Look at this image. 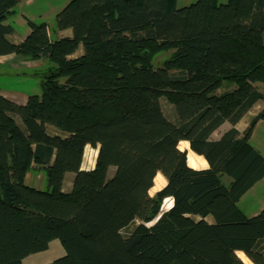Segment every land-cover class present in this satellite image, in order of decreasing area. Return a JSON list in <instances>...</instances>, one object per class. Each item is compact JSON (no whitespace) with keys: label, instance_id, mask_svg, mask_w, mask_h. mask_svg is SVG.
I'll use <instances>...</instances> for the list:
<instances>
[{"label":"trees","instance_id":"16d2710c","mask_svg":"<svg viewBox=\"0 0 264 264\" xmlns=\"http://www.w3.org/2000/svg\"><path fill=\"white\" fill-rule=\"evenodd\" d=\"M178 1L73 0L14 45L5 22L18 1L0 0V56L48 63L26 105L0 95V264L53 242L64 250L54 264H246L239 253L264 264V210L248 218L239 207L264 179L250 144L264 108L235 129L264 102V0ZM225 123L232 129L212 140ZM181 142L208 168H191ZM87 145L99 146L91 171L81 170ZM28 173L44 175L43 191L25 186ZM159 174L166 184L151 196Z\"/></svg>","mask_w":264,"mask_h":264},{"label":"crops","instance_id":"0c3cea01","mask_svg":"<svg viewBox=\"0 0 264 264\" xmlns=\"http://www.w3.org/2000/svg\"><path fill=\"white\" fill-rule=\"evenodd\" d=\"M17 1H18V5L15 9L16 11L15 15L5 22L6 26H10L13 28V32L7 35L6 38L11 44L14 45L21 44L31 35L32 33L31 25H39L42 23L48 24L53 22L54 19L73 0H17ZM225 1L226 0H223V2ZM72 35H73L72 30L68 29V30L60 31L58 33V38L59 39L71 38ZM81 49L82 48L80 46L78 52ZM37 62L39 61L33 62L24 58L18 59L14 55L0 56L1 68L5 66V70L7 71V73L5 74H8L13 78H17L18 76H21L23 74L24 71L22 72L20 70L22 69L23 66L26 68V70H29L28 68L30 69L33 68L34 64H36ZM9 67H11V69H13L14 71L11 72V70H9ZM25 74H30V73L25 71ZM15 80L16 79H14V81ZM18 83L22 85V82L19 80ZM15 89H13V87L9 88L7 86H2V88H0V95L18 105H26L30 96H27L23 100H20L21 97L20 95H25V94L24 93L22 94L21 92H15L14 91ZM260 102L262 101L256 103L248 111V113L235 125V129H237L241 134H243V132L248 128L252 119L264 108V103H263L260 105L258 109H255L257 104H259ZM230 129H232V126L228 123H225L211 136V139L219 140ZM250 144L254 148V150H256L264 157V121H260L256 124L250 139ZM98 152H99V146L94 148L90 145H87L85 147L81 170L91 171L95 168ZM191 168L206 169L208 168V165L204 163L203 167H191ZM112 170L113 168L110 169L109 172L112 173ZM10 179L12 183H18L19 181L18 172L13 167H10ZM74 179H75L74 174L72 173L66 174L62 187L63 193L67 194L72 191ZM24 184L29 188L41 192L45 187V177L42 174L36 175L33 173H28L24 179ZM239 207L242 210V212L245 214V216L248 218H253L264 210V179L258 182L256 185H254L242 197V199L239 202ZM52 249L55 250L57 256H53L52 258H49V260H47V254H49ZM63 256H64V250L62 249L61 245L58 242H53L46 252L33 255L27 258L23 264H49V263L54 264L56 260L62 258Z\"/></svg>","mask_w":264,"mask_h":264},{"label":"rangeland","instance_id":"374dc122","mask_svg":"<svg viewBox=\"0 0 264 264\" xmlns=\"http://www.w3.org/2000/svg\"><path fill=\"white\" fill-rule=\"evenodd\" d=\"M195 2H196V0H179L178 1V3H179L178 7L184 8V7L190 6L191 4H194ZM81 48L82 49L79 50V52L77 51L70 58H77V57L81 56L83 53H85V49H83L84 48L83 45H81ZM170 54L171 53L168 52V53H161L160 55H158L154 60V63H153L154 66L156 68L161 66L162 63L170 56ZM16 57L18 59L22 58V57H18V56H16ZM7 66H10V65H7ZM47 66H48V63L44 60L37 62L36 64H34L33 68H31V69L28 68L29 70H26V68L23 66L22 69H20V70L22 72L23 71L24 72L21 76H18L17 78H13V77L9 76L8 74H5V73H7V71L5 70V66L2 68L0 66V88H2V86H7L9 88L13 87V89L16 88L14 90L15 92H21L22 94L23 93L25 94V95H20L21 96L20 100H23L27 96H31L34 94H41L40 79L38 78L37 74L45 71ZM9 70H11V72L14 71L13 69H11V67H9ZM25 71L29 72L30 74H25ZM20 72H18V73H20ZM14 79H16V80L14 81ZM18 80L22 82V85L20 83H18ZM259 90L262 93H264V86L259 85ZM263 103L264 102L262 101L259 104H257L255 109H258L260 107V105ZM161 106H162V111H163L164 115L167 116L170 121L175 122L176 121V114H175L173 106L169 105L164 98L161 99ZM47 130H48V133L50 135L64 136L63 133H61L60 131H58L57 129H55L53 127H48ZM183 144H184V142H182L179 145V149L181 151L186 150V147L183 146ZM203 165H204V161L199 163L197 167H203ZM114 173H115V169L112 170V173L109 172L108 173L109 178H111L113 176L112 174H114ZM165 184H166L165 178L161 174H159L155 179L154 187L150 191V195L154 196L158 191H160L165 186ZM170 204H171L170 201H167L166 203L164 201L163 206H162V211H167L169 209L168 207ZM209 219L211 220V218H209ZM238 255L241 259L243 258L245 260L244 262L246 264H253L244 254L239 253ZM53 256H57L54 249H52L51 252L49 254H47V260H49V258H52Z\"/></svg>","mask_w":264,"mask_h":264},{"label":"bare ground","instance_id":"6f19581e","mask_svg":"<svg viewBox=\"0 0 264 264\" xmlns=\"http://www.w3.org/2000/svg\"><path fill=\"white\" fill-rule=\"evenodd\" d=\"M182 143V142H181ZM180 143V144H181ZM183 146H185L186 147V152H187V162H188V165L190 166V167H197L198 166V164L199 163H201L202 161H203V158H199L195 153H193L192 151H191V149L189 148V144L187 143V142H184V144H183ZM205 161V160H204ZM206 165H208L207 164V162L205 161L204 162ZM167 201H170L171 202V204L169 205V207L168 208H170L171 206H172V201L170 200V199H166L165 200V203L167 202ZM241 254H243V253H241ZM245 258V257H244ZM243 259V258H242ZM243 261H245L244 259H243Z\"/></svg>","mask_w":264,"mask_h":264}]
</instances>
